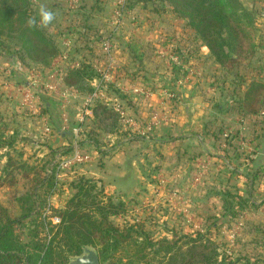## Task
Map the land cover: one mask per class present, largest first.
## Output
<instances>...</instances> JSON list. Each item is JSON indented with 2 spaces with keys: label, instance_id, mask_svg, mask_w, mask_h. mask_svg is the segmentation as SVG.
I'll use <instances>...</instances> for the list:
<instances>
[{
  "label": "crops",
  "instance_id": "crops-1",
  "mask_svg": "<svg viewBox=\"0 0 264 264\" xmlns=\"http://www.w3.org/2000/svg\"><path fill=\"white\" fill-rule=\"evenodd\" d=\"M66 1L36 0L37 11L40 4H45L46 7L54 11L56 27L59 23L58 29L63 34L67 27L70 33L79 32L83 34L86 31L89 42L84 40L85 51L88 52L87 48L91 47L94 52L96 50L98 53L96 57H90L91 67L94 72H96V67L104 65L106 62V57L100 48L101 42H95V37L99 34L103 36V39L110 37L113 43L111 50L114 60L113 70L120 71L117 77V84L120 85L121 91L127 95L126 98H132L128 105L122 99H114L113 102L121 104L125 112L134 119L135 125L127 128V132H136L137 135L141 136V139L132 140V137L127 132L125 135H123L122 131L119 135L107 133V137H110L108 139H111V142H114L111 137L116 136L120 138V141L115 146H111L110 143L100 147L103 153H99L93 145L87 144L84 150L90 155L91 159L87 164L77 168V170L75 169L73 176L92 179L102 186L107 193L117 195L126 202L129 208L136 209L137 216L135 218L137 219H140L143 214L140 210L148 207V213H152L156 217L157 222L160 223L158 225L160 229L156 232L158 236L154 235L155 238H171L170 227L173 226L179 228L183 233L191 232L190 228V232H186L187 226H184L185 231L182 227L183 223L188 224L187 219L177 217L171 211V205L173 204L170 201L171 199H161L164 190L169 188L168 190H176L178 193L187 192L186 194H189V196L191 194L193 196L196 195L195 197L191 196L190 203L189 201L187 203V206L191 207V212L195 216L194 227L199 224L196 219H200L201 228L205 229L207 227V219H209V217H206L207 214L211 215L212 220H217L218 224H222L221 227L226 222H230L231 226L227 225V229L217 231L225 241L232 242L231 248L227 251L232 262L227 264H244L243 258L238 259L241 255L246 256L250 262H253L258 256L264 255L263 228L257 229L253 225L257 221L264 223V124L259 116L260 112L258 114H246L241 110L237 111L234 108L233 98L229 100L230 103L226 104V106H222L224 104L223 101H221L222 105L212 104V106H209L206 101L199 100L198 94H200L201 90L203 93L206 92L207 88L197 86L198 80H194L192 75H194V72L199 74L200 69H196V71L189 67L187 58L184 59L187 64H181V70L184 69L189 72L183 75L184 78L193 79L186 82L182 76H179V80L181 79L182 81L180 80L181 82L179 83V80H177V82L172 83L170 82L171 70L166 68L163 70L165 73L163 77L158 76V74H155L156 76L153 75L154 77L147 75L152 82L160 80L162 83L161 87L152 89V87L147 86L142 88L141 83H139L141 79L132 78L131 73L126 70L125 64H132L133 69L137 56L140 55V52H143L147 43L160 47L161 38L166 34L165 26L163 29L160 23L151 22L150 15L153 13L147 7L133 9L128 7L126 3L123 14L119 16L116 12L117 10L115 11L116 8L113 6L109 7L117 0H110L108 6L106 3L109 0H99L98 4L101 9L92 7V3L89 4L88 13H86L88 22H85L83 26H79L80 22L78 20H72L64 14L63 9ZM248 3V8H253V0H249ZM140 5L142 6L143 3L140 2ZM81 13L82 11L78 17L82 15ZM259 14V16L264 17V10L259 11ZM57 16L58 18L60 16V18L57 19ZM173 22L170 23V30L180 34L175 40L180 42L179 45H187L189 43L187 41L189 39V36H187L190 33L189 30L186 28L183 31L182 29L178 30L179 24H175V21ZM78 44L82 47L81 41ZM258 44L259 51L244 62L249 71L243 77L244 83L241 90L246 91L252 84H261L264 87V36L262 40H259ZM61 45L66 46L64 41ZM69 45L67 47H70ZM79 50L80 48H77L75 59H65L63 55L55 56L52 60L54 61L53 66L55 63L58 65L66 63L70 66L68 68L69 71L75 70L80 63V58L77 56ZM207 53V48L201 45L199 54L205 58ZM12 55L14 54H8L3 59L0 57L2 72L8 71L14 76L18 71H22V73L26 71L20 67L18 62H16L17 66L12 63L10 67L8 66V63L10 64L8 57H12ZM165 55L173 61L178 58L177 53L169 54L165 52ZM153 56L155 57V55ZM68 69L62 70V68L53 67V71H51L52 73L55 72L53 76L58 80V84L55 86L52 85L54 82L52 84L49 83L51 88H45L44 90V92L52 96L53 100L48 102V107L45 106V112L38 113L42 121L46 120L44 124L50 127L49 132L45 133L44 124L40 122L36 133L39 138L43 137L41 135H49V138H44L47 139L45 142H43V138H41L43 141L40 140L44 143L42 147L48 152L50 151L49 146L61 147L71 144L74 139L73 129L77 125V117L82 113V95L78 89L66 88L65 83L61 81L65 79ZM42 72L41 70H33L32 73L39 76ZM1 76L0 95L14 97L17 94L19 99L20 94L14 90L15 84L14 86H9L8 84L13 80L11 79L12 77L6 78L2 86L1 79L3 78ZM98 78L99 74L97 73V77H93L88 81L91 88L94 85V80ZM127 79H131L133 83L130 84ZM164 83L165 85H163ZM137 84L140 85L136 86ZM218 88L221 89V87ZM236 92L232 90L233 95ZM253 94L251 93V95ZM261 94L264 95V93ZM68 96H71L69 100L66 98ZM14 98L17 100V97ZM262 102L263 98L260 99L259 105ZM62 105H64V112L61 109ZM227 106L230 112L222 114V112H226L222 111V109ZM33 111H37V109ZM16 112L18 113L17 110ZM153 114L157 116V119L155 118L156 121L152 117ZM90 115L91 112L87 114V117ZM152 121L155 122L153 130H146L145 124ZM223 121L232 123L233 133L237 134L236 144L240 152L238 155L230 152L228 147L224 148V144L212 135V128H209V125L214 126V123L221 125ZM84 127L85 125H82V129ZM251 138L253 140L250 141ZM155 152L161 153L167 159L169 158V161L164 162L158 168V170L165 168V172L171 176L167 180L168 183L157 185L150 178L154 175L151 172V167L153 168L158 163L154 156ZM177 156H180V159ZM192 157L195 160H192ZM172 159H178L179 161ZM147 161L149 165H146ZM193 168L196 169L195 173ZM200 170H202L203 177L198 183L199 186L191 188L190 178L200 172ZM222 174L226 177L224 180L225 187L234 195L228 205L230 207L229 210L225 208L224 201L219 200V198L215 200L216 198L214 199V196H212V194L216 195L221 189L219 176ZM63 188L65 189V187ZM156 191L161 193L156 196L154 194ZM56 195L58 196V194ZM239 196L249 197V201L256 205L252 206L248 201L247 207L244 209L240 208ZM163 225L168 229L162 227ZM244 243L245 247H242L241 245ZM235 254L238 256L233 260L231 256H235Z\"/></svg>",
  "mask_w": 264,
  "mask_h": 264
},
{
  "label": "trees",
  "instance_id": "trees-1",
  "mask_svg": "<svg viewBox=\"0 0 264 264\" xmlns=\"http://www.w3.org/2000/svg\"><path fill=\"white\" fill-rule=\"evenodd\" d=\"M10 1L12 2L9 4L8 0H1L0 2L2 5L0 8V23L8 16L12 17L15 13L20 12V10H16L20 6L25 7L21 15L26 18L29 17L32 12L30 4L33 2L31 0ZM16 1L19 4L16 5ZM98 1L92 0L91 6L101 9ZM140 2L143 3L142 6ZM150 2L161 3L160 8L156 9L154 13H173L176 18L183 21L184 27L193 29L194 33L187 46L177 51L180 60L195 56L201 57L198 49L202 45L208 50L205 57L207 56L221 67L228 65L234 68V64L237 67L253 57L259 48L258 43H254L249 39L248 32H250V29L244 23L251 15H258L259 13L253 8L243 7L239 0H126L127 6L133 9L146 8ZM82 3L78 13L82 11L81 14L86 19L88 8L84 2ZM26 6H29L28 10ZM26 10L28 14H26ZM53 23L54 21H52ZM7 30L10 32L9 29ZM25 31L39 36L45 49L54 46L49 43L47 38L42 37L43 28L27 26L22 30L21 36L25 34ZM3 34L4 29L0 24V35ZM81 35L83 38L88 39L86 31ZM102 40L103 36L100 34L95 37V42H102ZM0 44H3V42L0 41ZM17 44L18 42H14L13 47H17ZM149 45L153 46L151 43H147L146 46ZM21 47L23 51L14 50L10 53L16 55L21 62L27 56L25 53L33 57L31 55L33 47H30L24 41L21 43ZM77 48H80L78 41L73 40L70 48L68 47V53L71 51L74 54L71 59L76 58ZM89 50L90 54L83 55V59H80L77 68L69 71L65 76V80L76 77L89 81L93 77H97V73L91 67L90 57L93 56V49L89 47ZM175 50L177 49L175 48ZM38 51L42 53L41 48ZM145 54V50H143L137 56L133 71L130 72L131 77L145 79L148 78V74L152 77L155 74L163 77L165 73H162L161 70L149 71L144 64V59L148 56ZM58 55L59 53L56 56ZM150 59L154 61L152 57ZM177 65L178 69H175V72L171 70L170 80L173 83L176 82L181 72V64ZM44 66L42 60L25 61V69L27 70H42ZM116 84L117 82L113 80L106 84L105 92L107 96L125 100L127 105L130 104L126 98L127 95L118 89ZM240 84L233 97L234 108L246 114H258L264 109V95L261 94L264 93V87L261 84H252L244 91L240 89ZM65 85L68 89H78V87L67 82ZM88 87L91 92L92 88L89 84ZM251 93L254 94L251 95ZM36 94L39 97L37 109L40 110L39 112H45V106L48 107V102L53 100L52 96L43 91L40 93L36 91ZM262 98L263 106H261L262 104L259 105ZM222 111L230 112V109L226 107ZM88 118L91 124L89 123L90 126L86 130L84 128L80 129L77 142L82 148L87 144H91L99 153H103V150L98 146V128L101 127L102 122L107 120L114 119L117 124L119 116L111 104L94 100L91 106V115L86 119ZM211 128L213 137L223 144L226 143V136L222 135L221 129L215 126H211ZM126 132L127 130H124L123 135ZM127 134L132 137V140L141 139V136L137 135L136 132H127ZM6 137L0 136V150L4 147L13 146L16 134L13 132L9 137ZM230 137L233 144L228 141L227 147L232 150L233 154L238 155L237 134L234 133ZM251 140L253 139L251 138ZM49 150L51 158L49 161L42 162L39 166H28L29 164L22 163L20 169H28L23 176L29 183L22 194L12 195L7 203L4 200L7 193H2V190L8 185L6 183L7 177L0 172V264H68L70 257L80 254L84 246H91L96 249L100 264H149L151 262H153L152 264H224L223 257L218 252L216 240L210 237L211 234L208 232L202 234L197 232L194 235L192 232L183 233L179 228L173 226L170 227L171 238H155L146 228V226L160 225L152 214L142 219L129 218L119 222L117 218L125 216L128 212L129 207L126 202L117 195L110 193L106 194L105 201L100 200L97 197L98 194L103 196L105 191L102 186H97V182L92 179L75 176L73 179L65 180L64 172L57 169L56 164H52V161L56 153L69 152L70 145L49 146ZM154 156L158 163L153 168L151 167V172L155 174L166 158L159 152H155ZM177 157L180 159V156ZM191 159L195 160L194 157ZM9 162L8 160L7 163ZM146 165H149L148 161ZM193 172H196L195 168H193ZM219 179L221 189L217 193L220 194L221 192L225 202L224 206L229 210L228 205L234 195L225 188L224 180L226 177L224 174L220 175ZM59 186L65 187L68 197H66L61 207L55 208L51 205L50 198L58 192L56 190ZM248 201L249 197L239 196L240 208L247 207ZM13 202L17 204L20 210L19 215H15L13 212L11 207ZM249 202L252 206L256 205L252 201ZM217 222V220H212L210 226L212 225L216 231H219L221 224ZM226 225L231 226L230 222H226ZM253 225L257 229L263 228L264 231L262 221H257ZM162 227L168 229L164 225ZM241 246L245 247V243ZM242 258L244 264H264V255L258 256L253 262H250L244 255L238 257V259Z\"/></svg>",
  "mask_w": 264,
  "mask_h": 264
},
{
  "label": "rangeland",
  "instance_id": "rangeland-1",
  "mask_svg": "<svg viewBox=\"0 0 264 264\" xmlns=\"http://www.w3.org/2000/svg\"><path fill=\"white\" fill-rule=\"evenodd\" d=\"M239 1L243 7H245V8L249 7V3H248L249 0H239ZM0 2H1V0H0ZM10 2H12V1L8 0V4ZM82 2H84V4L87 5V8H88V6H90L89 4L92 3V0H82ZM109 2H110V0L106 3L107 6H108V4H110ZM117 3H118V0L114 3H112L111 5H109V7L113 6L114 8L117 9ZM15 4L16 5L19 4L18 1H16ZM160 4H161L160 2H158V3L157 2L156 3L150 2L147 5L148 6L147 9H149L150 12L153 13L152 15H150L151 22L154 21L156 24L160 23L162 25L163 29L165 26L164 30H165L166 34H164L161 38L160 47H155V46L149 45V46H146L144 48L145 53H146L145 55H148L144 59V64L148 67L150 72L159 71V70L163 71L166 68H168L169 70H172V72H175V69L176 70L178 69L177 64L183 65L186 62L184 61V59L180 60L179 56H177L178 57L177 60H174V61L170 60L169 57H167V55H165V52H167L169 54H175V53H177V51L179 49L185 48V46H187V45H184V44L179 45L180 42H177V40H175L177 37L180 36V34L178 32L175 33V32H172L170 30V27H169L170 23H174L173 21H175L176 22L175 24H179L178 30L182 29V31H183V30H185V28L187 30H189L190 33L187 35V36H189V39L187 41H190L191 36L194 33V31L192 28L184 27L183 21L179 18H176V16L173 13H170V12L162 13V14L154 13V11H156V9L160 8L159 7ZM253 4H254L253 9L256 12L259 13V11L261 12L262 10H264V5H263L264 1L253 0ZM1 7H2V5L0 3V8ZM28 7L29 6H26L27 10H28ZM24 8H25L24 6H20V7L16 8V10H20V12L15 13L12 17L8 16L6 19H3L2 22L0 23L4 29V34L0 35V41L3 42V44H0V57H1V59H3V58H5L4 56H6L8 54H12L10 52H13L14 50L23 51V48L21 47V43L23 41L27 42V44L30 47H33V51L31 52V55L33 57H31L29 54L25 53V55H27V56L24 58L25 60L22 61L23 63L17 58L16 62H18L20 67H22L23 70H26V71H24L23 73H22V71H18L17 73L14 74V76L12 74H10L11 72L9 73L8 71L6 72L5 70H3L5 72H2V68H0V71H1L0 75H2L1 77L3 78V79H1V83H3L2 84V86H3L4 85L3 81H5L6 78H8L9 76L12 77L11 79H13L10 82L15 84L14 89L16 86L26 87V86H29V83L35 82V88L38 91V93H40L41 91L44 92V90L46 88V84H49V83L52 84V82H54L52 85L56 86V84H58V80H56L55 77L53 76L55 72L52 73L53 67L62 68V70H66L70 67L66 63L61 64V65L60 64L58 65L57 63H55V65L53 66L54 61H52V60H53V58H55V56L58 53L60 54L58 56L63 55L65 59H69V60L71 59V56L73 55V52L71 53V51H70V53H68V47L67 46L61 45L62 42L66 41V40H68V41L70 40L69 46H71V42H73V40H77L78 42L81 41L82 47L80 46V50L77 52V56H79L80 59H83L84 54H88V53L90 54L89 48H87L88 52H86L85 51L86 46L84 45L85 41L87 42L88 39L83 38L79 32L70 33V30H67L68 27L65 28L66 31H64V34L66 33V35H64L63 33H61V31H59L60 29H58V26L60 25L59 23L57 24L58 26L56 27V22L54 19L53 20L54 23L53 24L51 23L52 25L49 24L47 27L43 28L42 37L47 38L49 40V43L54 45L50 48L45 49L44 44H42L40 42L39 36H36L33 33L31 34V32H27V31L24 32L25 34H23V36H21L22 30L28 26V24L26 22L27 18L35 17L37 20V23H39V19H40L39 15H38V11H37L36 1H35V3L33 2L32 4H30V8L32 9V12L30 13L29 17H27V18L23 17V15H21V12L23 11ZM27 10H26V14H28ZM63 12L65 15H67L72 20H78L81 24V25L79 24V26H83V23L88 22V18L84 19L82 15L80 17H78V15L80 14L78 12L74 13V14L69 13L66 10V3H65V7L63 9ZM259 15L260 14H258V15L253 14L250 16L249 19H246L244 21V23L247 25L248 29H250V32H248L249 39L251 41H253L254 43H259V40L260 39L262 40L263 36H264V17L259 16ZM59 18H60V16H59ZM59 18L57 16V19H59ZM251 27H252V29H251ZM7 29H9L10 32H8ZM62 30H64V29H62ZM105 38H108V37H105ZM14 42H18L17 47H13ZM40 48L42 49V53H39V51H38ZM175 48L177 50H175ZM198 51L200 52V48L198 49ZM258 51H259V49H257L256 53ZM97 55H98L97 51L96 50H95V52L93 51V56L96 57ZM153 55H155V57ZM150 57H152L154 59V61H152L150 59ZM8 59L10 62V64L8 63V66L10 67L12 65L11 61H10L11 57H8ZM187 59H188V61H187L188 64L187 63L186 64L189 65V67H191L192 69H195V70L200 69L199 74L194 72L195 71L194 70L193 71L194 75H192V76L194 77V80H198L197 86H199L200 88L201 87L205 88V89L207 88L205 90L206 92H204V93L199 88L201 91H200V94H198V99L206 101L209 104V106H212V104H221V101H223V103L225 104V105L221 104L222 106H226V104H229L230 103L229 100H232V98L234 97V95L232 94V90L236 91V89H237V87H239L240 83H241L240 86L241 87L243 86V83H244L243 77L249 71L248 68H246V66L244 65V63L240 64L237 67L234 64V66H233L234 68H231L228 65L221 67L219 64H216L211 59L207 58V56L204 58L201 55V57L195 56V57H191V58H187ZM30 60H32V61L33 60H42V62L45 64V66L43 68H46V69L41 70V71H43L42 74H40L39 76L33 75V73H32L33 70L25 69L26 68L25 67V61L30 62ZM125 67H126V70L128 72L133 71L132 64H125ZM8 68H7V70H9ZM115 68H116V66H115ZM67 71L69 72V69ZM180 71L181 72H180L179 76H182V78H184L183 75H185L188 70L185 71L183 69ZM111 73H112V80L115 82H118L117 77H118V74L120 73V71L117 72V71H115V69L113 70V68H112ZM187 73H189V72H187ZM184 79L186 80V82H188L190 79H193V78H186L185 77ZM127 80L130 81V84L133 83L131 79H127ZM177 80H179V78ZM177 80H176V82H177ZM61 81L63 83L67 82L69 84H72V85L78 87V89H79L78 91L80 92L82 97H85L90 92L89 87H88L89 82H88V80H86L84 78L78 79V78L74 77L73 79H70V80L62 79ZM24 82H26L28 84H26ZM170 82L173 83L172 80H170ZM139 83H141L142 88L150 86L153 89L154 87L159 88L162 86V83L160 80L152 82V80L150 78L141 79ZM139 85L140 84H137L136 86H139ZM216 86L221 87V89L220 88L217 89ZM234 86H235V88H234ZM116 87L121 90V87L119 84H116ZM231 87H232V90H231ZM241 87H240V89H241ZM10 96H13V95H10ZM14 97H17V100ZM14 97H8V96H1L0 95V136H5V137L8 136L9 137L11 134H13V132L16 134V139L13 143V146L4 147L3 149L0 150V172L3 174V176L7 177L6 183L8 184L7 187L2 190V193H5V192L7 193V196L4 199L6 201V203L10 201L12 195L22 194L23 191L26 190V186L29 183L27 181V179L24 178V176H23V174L26 173V171H28V169L27 168L20 169L22 163H25V164L27 163V164H29L28 166H30V165L31 166H35V165L39 166L40 164H42V162L49 161V159L51 158L49 152L44 147H42V145L44 143H42L40 141V140L43 141L44 138H49V135L48 136L41 135V136H43V137H41L43 139L37 137V135H36V133L38 131L37 128L40 126L39 123L43 122V124H44V122L46 121V120L42 121L40 119L41 116H39V114H38L40 111L39 109H37V103H38L39 99H37L38 101H36L33 108H30L28 105H27V107H24V105H22L21 94H20L19 99H18L17 94H15ZM66 98L69 100L71 98V96H68ZM78 98H79V96H78ZM109 98L111 101L114 100V98H112L110 96H109ZM127 99L129 100V102L132 101V98H127ZM101 102H103V101H101ZM228 108L229 107L227 106V109ZM34 109H37V111H33ZM16 110L18 111V113L16 112ZM224 113L227 114L229 112L228 111L222 112V114H224ZM130 117H132V116H130ZM152 117L156 121L157 116L155 114H153ZM113 120L114 119L102 122L101 127L98 128V130H99V134H98L99 135L98 136L99 145L98 146L103 147V146H106L110 143H111V146L117 145L118 142L120 141V138H118L117 136L111 137V138H113L112 141H114V142H111L110 141L111 139H108L110 137H107V133L108 134L116 133L117 135H119V134H121V131L124 132V130L126 131L127 128L135 125L134 123L132 125H129L128 123L126 124L119 117L118 122H117L119 127L117 128L118 125L115 123V120L114 121ZM84 122H85V124L83 123V125H85L84 129L86 130L89 128L91 123H90L89 118L86 119V117H85ZM154 124H155V122L152 123V125H154ZM147 125L148 124H145V127ZM214 126L216 128L217 127L220 128L221 129L220 132L222 133V135H224V137L226 136L225 137L226 143H224V148L227 147V143H229V142H230V144H233V143H231L232 139H230L231 138L230 136L232 134H234L233 133L234 130L232 129L233 128L232 123H230L229 121H223L221 125L214 123ZM210 127L211 126L209 125V128ZM43 128H44V126H43ZM46 140L47 139H44L43 142H45ZM228 150L230 152H232V150L229 149V147H228ZM8 160L10 161L9 163H7ZM163 161L164 162L169 161V158L168 159L166 158ZM74 171H75V169L64 170L63 172L65 174V180H70L71 178L73 179L75 177V176H73ZM166 171H168V170H166ZM170 177L171 176L165 172V168H164L162 170H157V172L154 175H152L150 178H151V180H153V183L160 185L162 183H168L167 180H169ZM190 183H191L190 184L191 188H196L197 185L199 186V184L195 183V181H194V175L191 176ZM97 186H99V184H97ZM225 188H226V190H228L227 187H225ZM168 189L169 188L166 189L167 191L166 190H164V192L162 191L163 194L161 196V199L162 200L163 199L164 200L165 199L166 200L171 199L170 201L173 202V204L171 205V208H172L171 211H173L175 216L183 217V218L187 219L188 224L187 225L184 223L182 224L183 230L185 231L186 229H184V226H187L188 229L186 230V232H190V230H189V228H190L191 232L193 234L197 233V232H199L201 234L206 233V232L210 233L211 234L210 237H212L216 240L215 242L218 246V252H219L220 256L223 257V260H222L223 263L227 264V263L232 262V260L230 259V255L227 252L231 248L232 242L227 241V240L225 241L219 235L220 233H218L215 230V227H213L212 225L210 226L211 221L213 219L211 217V215H208V214L206 215V217L207 218L209 217V219H207V227L205 229L201 228V223H200L201 220L200 219H196V221L199 222V224H197V226L194 227L193 221H194L195 216L191 212L192 211L191 207L189 205L187 206V203H188V201L190 203L191 196L195 197L196 195L193 196L191 194V196H189V194H186L187 192L178 193L176 190H172V189L168 190ZM103 190L105 191L104 188H103ZM56 191H58V192H56V193H58V196L56 194H53L50 198V203L53 207L59 208L63 205V202L66 199V197H68V194L66 192V189H64L60 186H59L58 190H56ZM160 193H161L160 191L154 192V194L156 196H158ZM106 194H108V193H106V191H105V193H103V196H102V194L101 195L98 194L97 197L100 200L105 201ZM212 196H214V199L216 198L215 200H217L219 198V200L224 201L221 192H220V194L217 193L216 195L212 194ZM209 198H212V197H209ZM181 203L184 204L186 210H183V211L180 210L179 211V207L177 206V204L181 205ZM11 207L13 209L14 214L19 215L20 210H19V208L15 202L12 203ZM135 210L133 208H128V212L125 214V216H123L121 218L118 217L117 220L119 222H121L123 220H128L129 218L130 219L135 218L137 216ZM140 211H141V213H143L140 216L141 219L146 218L148 215H150V213H148V207H146V209L140 210ZM51 214H53V212H51ZM221 225H220L219 231H222L223 229H227L226 224H223V227H221ZM146 228L150 231L151 234L158 236V234L156 233L160 229L158 225L146 226ZM224 237L227 239L226 236H224ZM92 248H94V247H92ZM237 256L238 255L235 254V256L232 255L231 258H233V260H234L237 258ZM218 259L221 260L220 258H218ZM152 263L153 262H151L149 264H152Z\"/></svg>",
  "mask_w": 264,
  "mask_h": 264
},
{
  "label": "built area",
  "instance_id": "built-area-1",
  "mask_svg": "<svg viewBox=\"0 0 264 264\" xmlns=\"http://www.w3.org/2000/svg\"><path fill=\"white\" fill-rule=\"evenodd\" d=\"M35 1L36 0H32V2L34 3ZM81 4H82V0H67L66 10L71 14L77 13L79 11ZM125 7H126V0H118L117 9H116L117 11L116 10L115 11L119 16L123 14ZM69 44H70V40L64 41V45L67 46ZM112 47H113V43L110 38H105L102 40L100 48L106 57V62L104 63V66L101 65L100 67L95 68L96 72L99 74V78L94 80L93 89L82 99V104H83L82 113L77 117V125L73 129L74 139L70 144V151L67 153L58 152L55 154L53 158L52 164H56L57 169L61 171L77 169L87 164L91 159L90 155L78 144L77 136L79 134L80 129H82V125L85 121V116L89 114V112H91V106L94 100H99L107 104H111L114 110L116 111V113L118 114V116L120 117V119H122L124 123L126 124L128 123L129 125H132L134 123V119L125 112L122 105L117 102L111 101L105 92L106 84L112 81L111 71L112 68H114V60L111 52ZM181 81L179 80V83ZM8 84L9 86H14V84L11 82H9ZM46 88L47 89L51 88V85L46 84ZM14 90H16L19 94H21L22 105H24V107H27L28 105L30 108H33L36 101H38L35 82L29 83V86L26 87L16 86ZM63 108L64 105L61 106L62 110ZM62 112H64V110ZM259 116L263 120V124H264V110L260 111ZM153 122L154 121L148 123V125L146 126V130L151 131L153 129V125H152ZM49 130L50 127L47 124H45L44 132L48 133ZM201 171L202 170H200V172H197L194 175L195 183H199L201 181L203 177ZM177 206L179 207V211L186 210L183 203H181V205L177 204Z\"/></svg>",
  "mask_w": 264,
  "mask_h": 264
},
{
  "label": "water",
  "instance_id": "water-1",
  "mask_svg": "<svg viewBox=\"0 0 264 264\" xmlns=\"http://www.w3.org/2000/svg\"><path fill=\"white\" fill-rule=\"evenodd\" d=\"M16 55H12L11 63L16 64ZM17 66V64H16ZM87 261V264H100L97 251L91 246H84L80 254L70 257L68 264H82Z\"/></svg>",
  "mask_w": 264,
  "mask_h": 264
},
{
  "label": "clouds",
  "instance_id": "clouds-1",
  "mask_svg": "<svg viewBox=\"0 0 264 264\" xmlns=\"http://www.w3.org/2000/svg\"><path fill=\"white\" fill-rule=\"evenodd\" d=\"M38 15L40 17L39 23L35 17H30L27 21L29 27H41L45 28L56 18L54 11L46 7L45 4H40L38 9ZM82 264H87V261L82 260Z\"/></svg>",
  "mask_w": 264,
  "mask_h": 264
}]
</instances>
